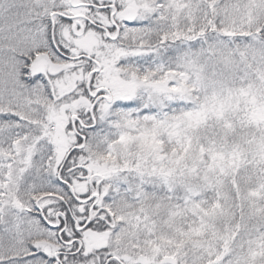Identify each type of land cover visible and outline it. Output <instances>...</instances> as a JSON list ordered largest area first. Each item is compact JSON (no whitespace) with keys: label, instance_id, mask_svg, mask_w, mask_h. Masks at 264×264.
Segmentation results:
<instances>
[{"label":"snow or ice","instance_id":"6c2138e0","mask_svg":"<svg viewBox=\"0 0 264 264\" xmlns=\"http://www.w3.org/2000/svg\"><path fill=\"white\" fill-rule=\"evenodd\" d=\"M0 264H264V0H0Z\"/></svg>","mask_w":264,"mask_h":264}]
</instances>
